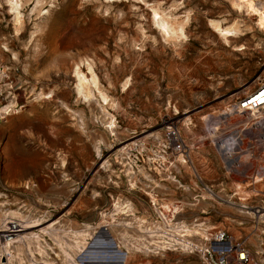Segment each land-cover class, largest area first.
<instances>
[{
  "label": "rangeland",
  "instance_id": "rangeland-1",
  "mask_svg": "<svg viewBox=\"0 0 264 264\" xmlns=\"http://www.w3.org/2000/svg\"><path fill=\"white\" fill-rule=\"evenodd\" d=\"M16 2L0 0V229L109 224L124 264H203L224 230L264 264L263 139L249 117L221 116L264 78L259 13L240 0ZM209 123L239 127L235 164Z\"/></svg>",
  "mask_w": 264,
  "mask_h": 264
},
{
  "label": "built area",
  "instance_id": "built-area-1",
  "mask_svg": "<svg viewBox=\"0 0 264 264\" xmlns=\"http://www.w3.org/2000/svg\"><path fill=\"white\" fill-rule=\"evenodd\" d=\"M257 114L259 116L254 120L252 117ZM221 116L224 123L227 116L249 117L248 125L257 130L259 137L263 139L261 142L264 143V78L257 83L254 90L233 102L228 112ZM230 130L221 128L216 131L210 123L207 126L209 140L216 146L227 165L235 164L230 162L233 154L243 151L240 132L238 135H230ZM260 173L264 175V166ZM100 234L102 240L99 245H104L110 239L119 254L123 252L114 243L109 224L99 226L96 223H80L78 227H73L58 219L45 225L35 221L28 224L9 220L0 229V264H103L106 263L105 257L103 261H94L95 255L91 254L94 252H88L90 249L102 248L90 247L95 236ZM206 241L210 243L199 248L203 264H255L244 243H232L224 230L211 233ZM186 244L189 248L192 245L190 242ZM102 256L97 254V257Z\"/></svg>",
  "mask_w": 264,
  "mask_h": 264
},
{
  "label": "bare ground",
  "instance_id": "bare-ground-1",
  "mask_svg": "<svg viewBox=\"0 0 264 264\" xmlns=\"http://www.w3.org/2000/svg\"><path fill=\"white\" fill-rule=\"evenodd\" d=\"M240 6H242L243 4L244 5H246L251 11H254V12H257V13H259V17H260V19H259V21H260V23L264 26V13L258 8V7H256L254 4H253V2L251 1V0H240ZM12 6V5H11ZM13 10H16L17 11V8H18V3L16 2V0H15V3H14V5H13ZM17 14V13H16ZM19 14V13H18ZM17 14V15H18ZM17 17V16H16ZM21 20V19H20ZM163 21V20H162ZM20 23V22H19ZM160 23H161V21H160ZM163 23H165L164 21H163ZM162 23V24H163ZM165 25V24H164ZM166 26H167V23H166ZM163 27H165V26H163ZM168 27V26H167ZM170 27V26H169ZM218 27V26H217ZM220 27V26H219ZM165 29V28H164ZM221 29V28H220ZM171 30V29H170ZM166 31V30H165ZM173 31H174V29H173ZM230 31H231V29L229 30V29H221V32L225 35V36H227V35H229L230 34ZM85 75V74H84ZM95 75V74H94ZM94 75H92L93 77H95ZM82 77V76H81ZM83 78H86V77H83ZM92 79V78H91ZM93 79H96V78H93ZM80 81H82V78H80ZM94 81V80H93ZM84 83V82H83ZM93 83V82H92ZM85 84V83H84ZM88 84V83H87ZM90 84V83H89ZM94 84H96V82L94 83ZM79 87V86H78ZM82 87V86H81ZM88 88H89V86H88ZM87 88V89H88ZM84 90V89H83ZM87 91V90H86ZM104 99H106V98H104ZM6 107V106H5ZM8 109V108H7ZM2 111H4L5 112V108H2L1 109ZM6 113V112H5ZM259 116V114H257V115H253V119L254 118H256V117H258ZM255 120V119H254ZM239 128H233V129H231L230 130V135H238L239 134ZM233 158V157H232ZM230 162H237L236 160H235V158H233V159H230ZM263 163V162H262ZM256 179V178H255ZM259 182V181H258ZM257 182V183H258ZM259 184V183H258ZM247 194V193H246ZM13 214V213H12ZM102 235L100 234V235H98V237L97 236H95V238L93 239V243H92V245L90 246V247H102L101 249H96V250H88V252L90 251V252H94V253H91V254H94L95 255V259H94V261H103V259H104V257H105V259L106 260H104V262H106V263H103V264H124L125 262L124 261H126V258H127V256L126 255H128L127 254V252H125V253H123V252H121L120 254H119V251L117 250V249H115V246H114V244L110 241V239H108V240H106V242H105V244L104 245H99V243H100V241L102 240ZM97 254H99V255H103L102 257H97ZM129 256H130V254H129ZM125 259V260H124Z\"/></svg>",
  "mask_w": 264,
  "mask_h": 264
},
{
  "label": "crops",
  "instance_id": "crops-1",
  "mask_svg": "<svg viewBox=\"0 0 264 264\" xmlns=\"http://www.w3.org/2000/svg\"><path fill=\"white\" fill-rule=\"evenodd\" d=\"M0 122H1V111H0Z\"/></svg>",
  "mask_w": 264,
  "mask_h": 264
}]
</instances>
